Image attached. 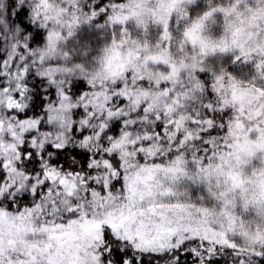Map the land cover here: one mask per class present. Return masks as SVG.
<instances>
[{"label": "snow or ice", "instance_id": "1", "mask_svg": "<svg viewBox=\"0 0 264 264\" xmlns=\"http://www.w3.org/2000/svg\"><path fill=\"white\" fill-rule=\"evenodd\" d=\"M0 264H264V0H0Z\"/></svg>", "mask_w": 264, "mask_h": 264}]
</instances>
